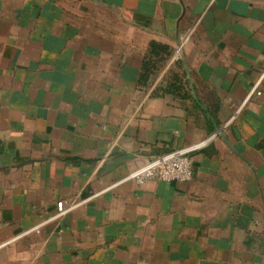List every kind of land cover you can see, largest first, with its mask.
Returning a JSON list of instances; mask_svg holds the SVG:
<instances>
[{"label": "crops", "instance_id": "crops-1", "mask_svg": "<svg viewBox=\"0 0 264 264\" xmlns=\"http://www.w3.org/2000/svg\"><path fill=\"white\" fill-rule=\"evenodd\" d=\"M263 71L264 0H0V264H264Z\"/></svg>", "mask_w": 264, "mask_h": 264}, {"label": "built area", "instance_id": "built-area-1", "mask_svg": "<svg viewBox=\"0 0 264 264\" xmlns=\"http://www.w3.org/2000/svg\"><path fill=\"white\" fill-rule=\"evenodd\" d=\"M178 51V50H177ZM176 51V52H177ZM264 80V71L258 82L249 91L247 98L253 95L264 94V89H259ZM205 142L198 143L183 149L173 150L168 153L151 158L149 161L136 168L124 179L142 184L147 180L156 179L163 182L185 183L192 179L191 155L201 149ZM76 205L67 206L64 201L56 203V214L54 218H60L72 210Z\"/></svg>", "mask_w": 264, "mask_h": 264}, {"label": "trees", "instance_id": "trees-1", "mask_svg": "<svg viewBox=\"0 0 264 264\" xmlns=\"http://www.w3.org/2000/svg\"><path fill=\"white\" fill-rule=\"evenodd\" d=\"M169 54L170 50L168 47L157 43H151L149 46L148 55L147 57H145L141 67V72L138 80L139 83L147 82L148 78L153 75L157 64L164 62ZM175 76V74H172L169 78L175 81Z\"/></svg>", "mask_w": 264, "mask_h": 264}, {"label": "water", "instance_id": "water-1", "mask_svg": "<svg viewBox=\"0 0 264 264\" xmlns=\"http://www.w3.org/2000/svg\"><path fill=\"white\" fill-rule=\"evenodd\" d=\"M199 73L204 79H207L208 74H209V68L205 64H201ZM228 147L232 152H234L233 149L229 145Z\"/></svg>", "mask_w": 264, "mask_h": 264}, {"label": "rangeland", "instance_id": "rangeland-1", "mask_svg": "<svg viewBox=\"0 0 264 264\" xmlns=\"http://www.w3.org/2000/svg\"><path fill=\"white\" fill-rule=\"evenodd\" d=\"M169 56H170V54H169ZM169 56H168V57H169ZM168 57H167V58H168ZM167 58H166V59H167ZM166 59H165V60H166ZM164 64H165V61H164V62H161V63H158V64H157V67H156V69H155V71H154V73H153V75H154L155 73L157 74L158 70H159ZM156 74H155V75H156ZM172 74H174L173 71H170V72L167 74L168 78L171 77Z\"/></svg>", "mask_w": 264, "mask_h": 264}]
</instances>
